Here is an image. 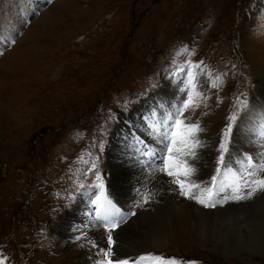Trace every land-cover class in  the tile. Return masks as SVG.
I'll return each instance as SVG.
<instances>
[{"label":"rangeland","instance_id":"1","mask_svg":"<svg viewBox=\"0 0 264 264\" xmlns=\"http://www.w3.org/2000/svg\"><path fill=\"white\" fill-rule=\"evenodd\" d=\"M262 67L264 0H0V261L89 264V257L97 256L89 241L106 247V232L97 216L88 219L102 229L101 238L96 233L87 237L82 233L79 239L70 234L72 240L67 241L59 224L82 203L83 196L93 211L91 199L99 192L94 187L99 183L97 175L118 210L119 218L113 221L118 227L112 233L117 239L115 254L119 243L115 232L131 219L142 217L143 212L156 213L172 199L181 202L187 198L165 174L149 173L150 160L130 136L121 151L129 161L145 159L144 171L150 179L140 187L143 191L131 209L112 192L108 162L114 153L111 137L120 123V113L132 115L150 97L156 100L151 103L157 110L149 114L150 119L131 124L139 126L145 137L150 136L147 141L160 158L158 163L151 161L153 165L162 166L161 158L167 155L164 133L170 131L171 114L164 113L165 108L173 101L179 108L192 95L200 107L190 108L181 118L200 122L198 138L203 147L196 149L195 161L208 156L214 162L206 165L213 170L211 184L217 168L223 166L218 163L219 145L228 118L236 115L224 153L225 172L230 171L238 157L242 159L245 150L249 151L243 147L235 150V137L239 121L253 105L255 73ZM155 116L165 125L162 129ZM136 117H141L140 112ZM158 133L164 137L158 139ZM259 154L264 159V151ZM229 156L232 160L227 163ZM243 164L242 160L241 170ZM224 175L220 171L219 186L213 190L210 203L215 206L198 203L209 218L218 208V188L229 196L236 194L229 191L236 185H230ZM238 183L239 194L246 195L249 189L240 179ZM90 190L94 194L88 199L83 193ZM262 192L236 200L235 206L251 220L259 211L264 218ZM146 195L150 198L145 202ZM238 220L236 232L230 231L232 237L226 235L229 222L217 225L227 227L226 233L214 231L224 232L223 240L243 236L248 231ZM205 232L216 236L213 231ZM137 235L141 237V233ZM214 244L185 241L149 249L143 245L133 254L148 252V259L155 260V252L164 253L178 264H264V242L261 250L259 247L251 255L230 249L224 254ZM130 251L124 252L129 255ZM118 258L115 255L114 259Z\"/></svg>","mask_w":264,"mask_h":264},{"label":"bare ground","instance_id":"2","mask_svg":"<svg viewBox=\"0 0 264 264\" xmlns=\"http://www.w3.org/2000/svg\"><path fill=\"white\" fill-rule=\"evenodd\" d=\"M22 22H24V20ZM255 74L257 89H255V95H253V105L246 113V115L242 118V120L239 121L234 148L235 150L242 147L244 149L246 148L249 151L245 150L244 157L251 156L253 157L254 161L259 162L262 160V155H260L259 153L264 151V136L260 135V133L264 131V67L260 68V70ZM170 85L173 86L174 89H176L174 85ZM175 93L176 92L173 91V94ZM152 97L154 98L155 96ZM151 102H156V100H151L150 97L147 101H144V103L141 104L137 108V110L132 113V115L127 117L130 118L132 122H134L135 120H137L136 113L138 112H140V114L147 113L148 115L154 113L157 108L154 107L153 103ZM145 103L151 104L146 108H143L145 106ZM176 105L177 103L175 101L171 102L170 106L165 108L164 113L173 114V112H175V110L177 109ZM153 119L159 120L156 116ZM160 122H162L161 119L159 120V124ZM154 125L155 124H152L153 127ZM164 126V124L160 125V128L162 129V127ZM117 130L118 128L116 129V132L114 133V137L112 139L114 141V144L112 145L111 153H114L112 154V156H110V162H108L113 176L110 184L114 195L120 198L128 209H131L135 203L137 204L136 199L139 193L143 191L141 190V188L143 187V183H146L150 179V176L144 171L143 163L145 161L143 160L145 159L140 158L136 161H129L123 155V152L121 151L122 146L129 139V134L126 129L125 133L121 131L120 135L116 136ZM125 136L128 137L126 138ZM157 136L158 139L160 137H164L162 133H158ZM145 138L149 139L150 136H147ZM135 143L139 148L137 141H135ZM157 147L162 148V145L159 144ZM255 153L259 155L255 156ZM244 157L242 159L238 157V163L235 164L234 167L232 166L230 171L228 170V172L223 173L225 174L224 177L229 180L230 185H236L240 177L244 176V170L246 168V159H244ZM185 159H188L189 164L197 169L195 175L191 177V182L200 184L201 187H211L212 184L209 180V177L213 170L207 168L206 165L209 166L214 162L210 161L208 156L201 157L197 161H193L190 158L186 157ZM231 160L232 157L229 156V160L227 161V163H229ZM242 160L244 162V164L242 165L244 166V168L241 170L239 163H241ZM207 162H209V164H207ZM148 163L152 166V168L149 167V173L150 171H154L156 168L161 167L159 166L160 164L153 165L151 161ZM235 169H238V172H236L237 170ZM137 188H139V190H137ZM160 191H162V188H160ZM160 191L158 190L159 193ZM229 191L234 192L235 188L230 187ZM89 197L91 198L90 194L87 196V198L89 199ZM229 197V194L223 193V191L219 192L218 188V208L215 210L216 212L215 214H213V216H211V218H209V215H207L203 208L199 207L197 201L188 198L184 199L181 202L178 199H172L170 202L168 201L169 203L167 206H165L166 208L159 209L156 213L151 214L149 212L148 214H145L146 212H143L142 217H135L131 219L125 226L122 227L119 233L115 232V235H117L118 237V242L120 243H118L116 254L120 256V258L118 259L129 260L127 257L134 255V250V252H140L143 249V245H145V247L148 249L155 248L156 245L163 248L164 244H171L172 242L179 244L180 242L182 243L185 241L195 242L197 243V245L205 244V246L207 242L210 243L214 241L216 249L218 251L222 250L224 254L230 253V250H232V252L236 250L237 252H235V254L239 255H242L243 251L250 253L249 255L253 254V251L254 253H256L259 247L261 250L263 246L262 243L264 242V218L261 217V213L259 211L254 214V220L249 219L250 217L247 216L248 213L246 215L244 210H242L238 206H235L237 205L236 200L229 199ZM81 200H83L82 203L79 204L75 210L68 212L59 224V229L64 233L65 239L67 241L69 239L72 240V238H70V234L76 238L83 236L82 233L86 237L88 234L96 233L98 237L101 238L102 229L98 225H93L88 219L90 216V211L92 210L86 204L87 201L85 199V196L81 197ZM164 202H166V200ZM223 204H226V206L224 207ZM237 220L245 223L243 224L246 225L245 229H247L248 232L243 236H241L240 234H238L237 236L234 235L235 238L237 237L236 239L232 238L229 240H223L221 237L225 235L224 232L226 233L227 227L225 229H222L220 228V226H217L218 223L223 222L227 224V222H229V229L226 235L228 237H232L230 231H232L233 233L236 232L233 230ZM142 224L146 225L145 229H141L140 226ZM250 224L252 226H250ZM252 228L254 230L253 233H251ZM216 229H220L224 232H215L214 230ZM205 230L213 231L216 236L211 237L209 234H205ZM138 233H141V237L145 240L144 242L142 241L141 237L137 235ZM113 239L117 241L114 235ZM116 245L117 244L114 245V248ZM127 250H131L132 252L130 251V254L127 255L128 253L124 252ZM96 253L97 251L95 252V255ZM89 258V264H97L96 262L99 259V256L97 255L94 257V255L92 254V256ZM95 259L96 262H94ZM140 261L142 264H152L154 260L141 259Z\"/></svg>","mask_w":264,"mask_h":264},{"label":"snow or ice","instance_id":"3","mask_svg":"<svg viewBox=\"0 0 264 264\" xmlns=\"http://www.w3.org/2000/svg\"><path fill=\"white\" fill-rule=\"evenodd\" d=\"M14 42V41H12ZM192 91L196 93V86L192 84ZM239 102V101H238ZM200 107L199 102L194 99L192 95L188 96V99L183 102L182 106L177 108L175 112L168 116L170 123L167 127L170 131L164 133V136L168 140L166 147L167 155L161 158V167L155 169L157 173H163L170 178L169 183L178 186L179 194L187 197L188 199L195 200L199 204L205 206H215L210 203L213 198V189L216 187L217 179L220 175L221 168H217V174L212 179L211 187H201L200 184L191 182V177L195 175L197 169L189 164L188 159L195 161L197 158L196 149L203 147L201 140L198 138V133L202 131L199 120L188 121L182 119L184 113L190 108ZM230 123L224 130V140L220 143V155L218 157V163L224 165V153L228 150L227 140L232 130L231 121L236 120V115L233 114L229 118ZM163 125V122H160ZM155 127V125H154ZM264 136V131L260 133ZM143 153V150H141ZM147 155L153 156L154 153L148 152ZM93 169L95 164H93ZM264 159L259 162L253 160L251 156L246 157L245 175L240 177V181L243 182V186L248 188L249 191L246 195H241L239 183L235 186L236 194L229 197L233 200H243L251 198L257 191H264ZM98 184L94 187L99 189V194L95 195V199L91 200V204L97 215V221L99 225L105 230L106 235L104 237L106 241V247H101L96 241L92 240L89 243L93 248L97 249V255L99 259L97 264H129L128 260L114 259L115 252L113 251V245L116 241L113 239V230L118 227V223H112L115 214L118 210L114 209L111 200L108 198V194L105 189L102 178L97 175ZM83 187V186H82ZM150 198V195L144 197L145 202ZM79 239V237H77ZM141 259H144L141 257ZM159 259V258H157ZM3 264V261H0ZM172 264H175L173 261Z\"/></svg>","mask_w":264,"mask_h":264},{"label":"water","instance_id":"4","mask_svg":"<svg viewBox=\"0 0 264 264\" xmlns=\"http://www.w3.org/2000/svg\"><path fill=\"white\" fill-rule=\"evenodd\" d=\"M148 146H149L150 148H153V146H152L151 144H148ZM135 156H136V155H135ZM143 156L146 157L144 154H143ZM146 159H148V158L146 157Z\"/></svg>","mask_w":264,"mask_h":264}]
</instances>
